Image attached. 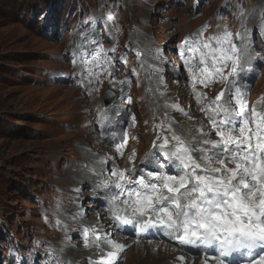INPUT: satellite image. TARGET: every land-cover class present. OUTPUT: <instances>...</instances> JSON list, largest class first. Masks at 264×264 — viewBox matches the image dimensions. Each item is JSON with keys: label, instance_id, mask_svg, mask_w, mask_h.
Here are the masks:
<instances>
[{"label": "snow or ice", "instance_id": "1", "mask_svg": "<svg viewBox=\"0 0 264 264\" xmlns=\"http://www.w3.org/2000/svg\"><path fill=\"white\" fill-rule=\"evenodd\" d=\"M235 7V14L241 18L238 33L224 29L205 37V29H201L180 46L179 55L189 72L192 95L198 105H203L198 110L207 124L201 123L196 135L186 141L176 133L174 119L167 123L162 120L154 126L153 150L141 161L142 165H150V170L135 165L120 169L112 158L105 171L114 179L103 185L108 204L104 219H111L108 227L113 232L131 226L135 236L143 239L149 229L160 230L175 246L198 249L190 254H203V264H264V110L257 106L249 108L251 85L242 78L256 70L257 59L264 60V55L252 47L254 31L264 38V14L259 28L253 30L247 27L250 14L243 10L239 0ZM217 18L222 19V14L218 13ZM94 32L95 29L78 32L82 39L76 44L79 51L73 53L85 65L89 84L98 81L100 72L114 67V57L108 56L102 38ZM110 51H116L115 44ZM93 66L97 72H93ZM84 80L82 74L80 83ZM222 82H226L225 87L212 101L203 104L206 96L197 92L196 85L208 87L209 83ZM128 102L131 103L130 98ZM165 107L194 119L179 105ZM131 119L134 126L135 115ZM118 135L115 152L123 156L128 135L111 133L113 138ZM135 158L134 150L128 157L129 164ZM102 162L107 163L108 158ZM80 233L84 247L95 248V258L89 257L88 264H118L122 254H126L128 245L112 239L103 224L81 228ZM234 254H239L238 259H230ZM63 257L64 249L49 247L42 264H71ZM177 259L185 264L184 256ZM33 260L29 252L27 260L17 256L16 264H33Z\"/></svg>", "mask_w": 264, "mask_h": 264}, {"label": "rangeland", "instance_id": "2", "mask_svg": "<svg viewBox=\"0 0 264 264\" xmlns=\"http://www.w3.org/2000/svg\"><path fill=\"white\" fill-rule=\"evenodd\" d=\"M72 1L75 0H61V2L56 0H0V198L5 195L8 205L15 207L14 210L4 211V214L1 212L0 219L2 224L0 222V231L6 229L12 231L13 228H20L23 233L22 228L28 226L27 218H31L32 222H35L39 227L41 226L42 217L38 218L36 216L35 202L32 196L36 192H39V194L45 193V189L41 190L45 175H50L49 180L46 182L47 185L50 182L59 186V189H56L51 197L53 200L62 198L65 195L62 190L68 192L71 187L74 190L80 179H71L73 175L68 172L69 169L77 167V165H72L71 162L78 155L71 153L65 155V153L60 152L61 147L67 144L68 139L65 133L67 134L69 125L64 120L66 118L77 120V117L74 116L75 114L69 112V101L64 100V95L69 93L58 88L29 84L26 79L22 81L21 75H19L21 71H27L28 66L38 64L37 60L28 63L31 58L35 57L36 53L45 54L46 50H48L53 54H57L60 49V40L46 42V44L41 41L33 29L34 26H37L34 24L35 20L41 19L48 27H56L57 23L63 26L64 24L62 23L65 19L67 20L71 17L69 16V11H71L73 5ZM168 1L128 0L130 5L137 6L138 9L136 10L137 7L127 8L122 11L121 17L117 16L120 21L123 18L127 23L125 38H127L131 23L139 24L141 29L147 32L137 35L134 39L131 38L130 41L127 39V43L132 50L144 51L147 58L150 57V51H152L154 77H157L158 70L161 67V72L164 69L163 74L165 72V75H169L171 78L176 66V59L172 62L168 59V54L169 52L175 53V43L178 34L182 37L184 33L192 31L199 23L190 20L189 6L192 4L191 1L180 6L177 0H174L176 15L171 9L165 15L162 14L161 10L156 11L154 9V7L161 8L166 6L164 4ZM247 1L249 6L244 7L243 10L250 14L248 27L256 30L259 28L261 15L264 14V0ZM239 2L242 3V0H239ZM53 3L58 4L55 11L51 9ZM236 3L237 0H206L199 13L203 10L204 17L213 16L214 10L221 7L223 14L228 16L230 12H228L227 7L229 6L231 10L230 6L232 5V12H236ZM143 4L146 5L143 6ZM147 5L153 7V10L147 9ZM3 9L4 14H2ZM59 11L62 19L57 18ZM54 12L56 17H54ZM64 12L66 13L64 14ZM156 15H160V19L165 16L175 18L158 21L155 20L158 18ZM235 15L239 24L241 18L238 14ZM152 18L154 19L151 20ZM180 19L181 21L179 22ZM141 20L145 22L151 20L152 28H144L140 23ZM107 23L105 22V26ZM211 26L214 28V24ZM108 28L111 29L109 24ZM63 37L65 38V36ZM259 44L261 45L258 48ZM252 47L257 52H260L261 55H264V38L260 36V33L253 40ZM161 53H163L162 57ZM112 57L115 59L119 58L115 53L112 54ZM127 59L126 57L124 62ZM21 60L24 62L19 64L18 61ZM260 62L264 71V60H260ZM50 65L54 70L64 69L60 62L56 65L53 61H50ZM121 67L123 76L128 75L123 65ZM37 77L43 76L38 75L31 81ZM139 80L142 84L152 85L153 89H151V92L156 91L158 87L155 84L157 83L156 79L144 78L142 74V78H139ZM176 86L177 83L172 85L173 88H176ZM167 90L170 91V88ZM134 91L139 92V97L142 100L150 98L153 101V106L147 108H154L157 101L161 99L157 92L152 96H150V92L147 96H144L142 89L139 87H136ZM192 112L193 115H198L197 108L192 107ZM50 115L54 116L50 117L53 120L49 119ZM47 139L48 141L45 142ZM86 141L88 142L89 140L87 139ZM77 143L70 140L72 148L76 149ZM140 144L142 143H139V146ZM92 146H94V143H92ZM58 154L62 155V157L58 158ZM39 156L41 160H37ZM65 157L69 159H65ZM46 159L48 160L47 162H45ZM40 161L44 162L35 164ZM45 166H53L52 173H44L42 168ZM64 173L66 174L64 175ZM29 182L32 184V188L29 191L30 193L34 192L32 196L30 195V198L27 186H25ZM34 188H37V190ZM19 202L22 207L16 205ZM52 209L53 212L56 211L55 201L52 204ZM54 216L52 217L54 218ZM19 237L22 242L21 235ZM8 247L9 245L6 243L5 238L0 234V259L6 256ZM131 252H129L128 256ZM134 256L135 254L129 256L127 264H145L141 256L137 257V259ZM156 259L159 262L162 258L157 257ZM0 264H3L2 261H0ZM147 264H149L148 261Z\"/></svg>", "mask_w": 264, "mask_h": 264}, {"label": "bare ground", "instance_id": "3", "mask_svg": "<svg viewBox=\"0 0 264 264\" xmlns=\"http://www.w3.org/2000/svg\"><path fill=\"white\" fill-rule=\"evenodd\" d=\"M34 166H36V165H34ZM34 168H35V167H34ZM83 169H84V168H81L80 166H77V167L74 168V169H69L68 172H69L70 174L73 175V176H71V179H72V178H80V174H82L83 172H85L86 177L90 179V187H91V190H92L93 192H97V191H99L98 187H99L100 181H99L95 176L91 175V174L88 173L87 171H84ZM65 174H66V173H64V175H65ZM33 175H35V174H33ZM84 176H85V175H84ZM72 183H73V182H72ZM74 183H75V182H74ZM25 186H27V191H28V193H29V198H30V197L34 194V192H33V193H30V191H29V189L32 188V184L29 182V183H27ZM60 188H61V187H60ZM27 191H26V192H27ZM62 191H63V190H62ZM30 195H31V196H30ZM29 198H28V199H29ZM2 214H4V212H2ZM26 220H27L28 222H31V218H27ZM0 222H1V224H2L1 219H0ZM89 226H91V225H89ZM8 232H9V231H8ZM10 232H12L15 236H17V238H19V240H20L19 235H21V237H23V233L21 232V229H20V228H16L15 230L12 229V231H10ZM23 239H24V238H23ZM23 239H22V241H23ZM21 244H22V242L19 241V245H21ZM6 254H8V250H7ZM0 261H2V263L4 264V262H5V257L1 258Z\"/></svg>", "mask_w": 264, "mask_h": 264}, {"label": "trees", "instance_id": "4", "mask_svg": "<svg viewBox=\"0 0 264 264\" xmlns=\"http://www.w3.org/2000/svg\"><path fill=\"white\" fill-rule=\"evenodd\" d=\"M2 14H4V9L2 10ZM35 61H36V59H35V57H33V58H31V59L28 61V63H30V62H35ZM22 62H24V61H23V60L18 61L19 64H22ZM16 205L22 207V205H21L20 202H19V203H16ZM14 209H15V207H10V206L8 205V202H7V199H6V196H5V195L2 196V198H0V216H1V212H4V211H11V210H14Z\"/></svg>", "mask_w": 264, "mask_h": 264}]
</instances>
